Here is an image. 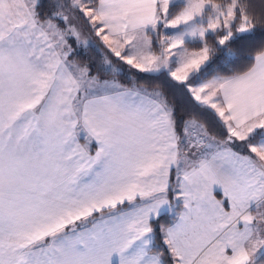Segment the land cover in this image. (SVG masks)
Segmentation results:
<instances>
[{"label":"snow or ice","instance_id":"snow-or-ice-1","mask_svg":"<svg viewBox=\"0 0 264 264\" xmlns=\"http://www.w3.org/2000/svg\"><path fill=\"white\" fill-rule=\"evenodd\" d=\"M0 264H264V0H0Z\"/></svg>","mask_w":264,"mask_h":264},{"label":"trees","instance_id":"trees-1","mask_svg":"<svg viewBox=\"0 0 264 264\" xmlns=\"http://www.w3.org/2000/svg\"><path fill=\"white\" fill-rule=\"evenodd\" d=\"M88 56L91 57L93 60H99V54L92 49L88 50Z\"/></svg>","mask_w":264,"mask_h":264}]
</instances>
